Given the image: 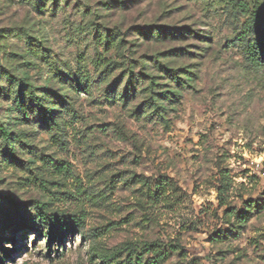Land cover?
Listing matches in <instances>:
<instances>
[{"label":"rangeland","instance_id":"rangeland-1","mask_svg":"<svg viewBox=\"0 0 264 264\" xmlns=\"http://www.w3.org/2000/svg\"><path fill=\"white\" fill-rule=\"evenodd\" d=\"M248 5L253 11L264 0H70L57 13L27 0H0V65L60 89L50 66L30 63L28 33L63 70L95 79L89 92L68 91L72 107L60 131L35 117L17 122L19 163L0 147L3 209L15 215L13 206L39 202L81 216L84 234L55 239L49 256L44 234L34 230L40 224L16 214L21 226L0 233L10 250L6 264H103L95 252L127 242L154 244L166 257L162 264H264V51L254 64L246 40H238ZM90 21L124 29L157 22L199 32L160 47L187 49L191 54L173 60L196 72L168 106L166 122L134 117L141 97L128 106L104 100L92 64L96 50L81 34ZM5 108L0 102L4 116ZM225 180L230 187L221 197ZM245 209L253 213L238 227L233 212Z\"/></svg>","mask_w":264,"mask_h":264},{"label":"trees","instance_id":"trees-1","mask_svg":"<svg viewBox=\"0 0 264 264\" xmlns=\"http://www.w3.org/2000/svg\"><path fill=\"white\" fill-rule=\"evenodd\" d=\"M58 1L27 0L37 10L48 9L53 13L65 10L70 3V0H60V3ZM203 1L215 4L218 0ZM224 1L229 2V0ZM45 2L50 3L47 8L44 5ZM118 3L122 9L128 4L125 1ZM255 7L256 10L253 11L249 5L246 7V21L238 32V40H246L245 49L251 61L260 65L264 51V7ZM81 34L84 42L87 45L93 44L96 50L92 64L96 69L97 82L103 89L104 100L109 104L128 106L131 100L143 98L132 112L134 117L166 122L165 114L168 106L176 104L181 97L180 90L190 86L196 79V72L193 69H189L188 65L177 66L178 62L173 60L175 56L183 58L191 54L187 49L171 48L168 51H161L160 47L169 42L184 41L187 38L186 34L199 36L197 30L157 22L133 25L126 29L123 26L109 28L90 21ZM25 35L27 54L33 61L30 63L41 62L50 66L51 78L60 84V89L53 90L48 84L36 85L28 73H18L12 65H0V102L6 104L4 109L6 116L0 112V147L3 156L16 164L20 161L18 143L22 141L21 134L15 131V126L22 122H17L31 121L32 117H35L43 127L60 131L62 125L68 122L66 116H69L72 107L71 102L67 100L68 91L84 87L85 91L89 92L95 81L90 73H80V76L75 77L72 73L63 70L37 38L28 33ZM201 38L208 37L202 35ZM144 46L158 47L153 48L152 51L145 48L147 52H140L139 49ZM208 47L207 43H204V49ZM117 71L120 74L115 78L114 74ZM226 178L228 175H225ZM229 187L230 183L223 181L219 187V196L224 197ZM26 207V205L23 207L15 205L11 211L16 212L15 215H9L0 204L2 217L0 233L8 225H13L14 229L19 228L22 223L15 216L20 214L21 220L34 225L40 224V227L34 230L44 234L49 256L53 251L52 245L55 239L63 240V236L78 230L84 234V220L77 214L68 216L56 213L46 209L44 204L39 202L29 209ZM29 210H33L34 214H30ZM233 213L239 223L237 226L241 227V224H244L253 212L245 209ZM43 228L46 230L42 231ZM9 254L10 250L2 244L1 237L0 264H6L4 258H7ZM150 254L153 256H149ZM94 256L103 264H162L166 258L154 244L140 242L123 243L111 250L97 251Z\"/></svg>","mask_w":264,"mask_h":264},{"label":"built area","instance_id":"built-area-1","mask_svg":"<svg viewBox=\"0 0 264 264\" xmlns=\"http://www.w3.org/2000/svg\"><path fill=\"white\" fill-rule=\"evenodd\" d=\"M262 166H261V169L263 170V173H264V160L262 161Z\"/></svg>","mask_w":264,"mask_h":264}]
</instances>
